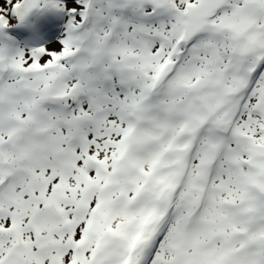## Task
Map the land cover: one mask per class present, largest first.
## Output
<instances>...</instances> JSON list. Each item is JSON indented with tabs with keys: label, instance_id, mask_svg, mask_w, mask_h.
Instances as JSON below:
<instances>
[{
	"label": "snow or ice",
	"instance_id": "snow-or-ice-1",
	"mask_svg": "<svg viewBox=\"0 0 264 264\" xmlns=\"http://www.w3.org/2000/svg\"><path fill=\"white\" fill-rule=\"evenodd\" d=\"M0 264H264V0H0Z\"/></svg>",
	"mask_w": 264,
	"mask_h": 264
},
{
	"label": "rangeland",
	"instance_id": "rangeland-1",
	"mask_svg": "<svg viewBox=\"0 0 264 264\" xmlns=\"http://www.w3.org/2000/svg\"><path fill=\"white\" fill-rule=\"evenodd\" d=\"M53 19H54L55 23L53 25V30L52 31H54V29H55L57 32L59 31L60 33L65 32V27L63 28V30H61V29L59 30V28L62 27L63 25H65L66 21L62 20L60 18H53ZM59 39L60 38H57V40H59ZM54 41L56 42V40H54Z\"/></svg>",
	"mask_w": 264,
	"mask_h": 264
},
{
	"label": "bare ground",
	"instance_id": "bare-ground-1",
	"mask_svg": "<svg viewBox=\"0 0 264 264\" xmlns=\"http://www.w3.org/2000/svg\"><path fill=\"white\" fill-rule=\"evenodd\" d=\"M65 27V25H63L62 27L59 28V30H63V28ZM53 40H56V42L58 43L60 39L63 38L64 32L60 33L59 31L57 32L55 29L53 31ZM57 38H60L59 40H57Z\"/></svg>",
	"mask_w": 264,
	"mask_h": 264
}]
</instances>
